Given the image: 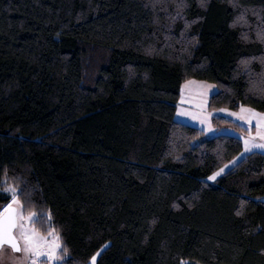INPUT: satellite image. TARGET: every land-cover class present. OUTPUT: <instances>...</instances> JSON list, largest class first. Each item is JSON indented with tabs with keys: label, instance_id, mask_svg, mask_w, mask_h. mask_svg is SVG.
<instances>
[{
	"label": "trees",
	"instance_id": "16d2710c",
	"mask_svg": "<svg viewBox=\"0 0 264 264\" xmlns=\"http://www.w3.org/2000/svg\"><path fill=\"white\" fill-rule=\"evenodd\" d=\"M190 78L264 112V0H0V206L64 264H264V154L207 181L243 143L175 119Z\"/></svg>",
	"mask_w": 264,
	"mask_h": 264
},
{
	"label": "rangeland",
	"instance_id": "374dc122",
	"mask_svg": "<svg viewBox=\"0 0 264 264\" xmlns=\"http://www.w3.org/2000/svg\"><path fill=\"white\" fill-rule=\"evenodd\" d=\"M216 91L217 85L214 82L198 78H190L184 81L181 88V97L177 103V111L175 116V119L178 121L200 128L202 131H204L207 137H213L217 134H229L238 136L242 139L243 149L238 154V156L213 172L218 173V175H216L214 179H209V177L212 176L213 173L206 178L207 181L211 183H214L227 170L236 165L237 162L246 157V155H248L249 153L261 152L264 154V148L255 147L256 145H264V137L257 135L256 123L258 117L254 113H249L247 111L242 112L241 108L243 106L244 109H253L255 110V113L264 114V112L248 105H241L238 109H231L227 107L210 109L208 107V99L210 95H212ZM216 116L229 119L246 127L247 132L241 133L239 132V130L232 126H223L218 128L212 122L213 117ZM246 140L249 142V147L247 149L245 148ZM221 169H223V171H220ZM8 187L14 188L13 186L9 185L5 186V188ZM17 192L18 191L16 190L17 203L13 205L17 209L18 213L17 227H15L14 229V235L20 238L23 229L28 228L35 229L38 236L45 237L48 241L56 240V236L50 235V231L43 233L35 227L33 220L35 219L36 215L34 218L29 219V216L32 213H23L21 202L17 197ZM8 194H10L12 200V194L10 192H8ZM8 204L9 203H7L6 205ZM6 205L0 206V211H3ZM50 230L54 229L52 228ZM56 242L60 245V247L55 250L54 255L52 256L48 255L50 248L47 245H43L39 249H37V251L40 253L39 255H37L34 251H13L8 245H3L2 247H0V264H64L67 255L61 253L60 240L58 239L56 240ZM19 243L20 247L23 248L24 241L20 239ZM101 250L102 249L94 254L95 260L93 261L91 258L88 264H96L97 257L100 254ZM182 263L202 264L190 259H184L182 260Z\"/></svg>",
	"mask_w": 264,
	"mask_h": 264
},
{
	"label": "snow or ice",
	"instance_id": "6c2138e0",
	"mask_svg": "<svg viewBox=\"0 0 264 264\" xmlns=\"http://www.w3.org/2000/svg\"><path fill=\"white\" fill-rule=\"evenodd\" d=\"M241 111L254 113L258 117L256 123L257 135L264 137V114L255 113V110L253 109H244L243 106ZM248 147L249 142L246 140L245 148L247 149ZM255 147L264 148V145H256ZM220 171H223V169ZM216 175H218V173H213L209 179H214ZM4 191L10 192L12 194V200L4 207L3 211H0V247L3 245H8L13 251H34L37 255H39L40 253L37 251V249L43 245H47L50 248L48 255H54L55 250L60 247V245L56 242L59 237L54 230H50V235L56 236V240L53 241H48L45 237L38 236L35 229H23L20 238L14 235L13 229L17 227L18 220L17 209L13 206L15 203H17L16 190L12 187H8L5 188ZM35 215V213L30 214L29 219L34 218ZM20 239L24 241L23 248L20 247ZM92 260H95V256L92 257Z\"/></svg>",
	"mask_w": 264,
	"mask_h": 264
},
{
	"label": "water",
	"instance_id": "95a60500",
	"mask_svg": "<svg viewBox=\"0 0 264 264\" xmlns=\"http://www.w3.org/2000/svg\"><path fill=\"white\" fill-rule=\"evenodd\" d=\"M15 229V228H14ZM14 229H13V233H14Z\"/></svg>",
	"mask_w": 264,
	"mask_h": 264
}]
</instances>
